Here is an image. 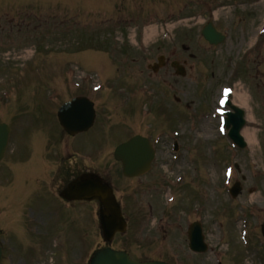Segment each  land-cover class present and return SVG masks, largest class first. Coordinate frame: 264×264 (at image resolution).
<instances>
[{
  "label": "rangeland",
  "instance_id": "obj_1",
  "mask_svg": "<svg viewBox=\"0 0 264 264\" xmlns=\"http://www.w3.org/2000/svg\"><path fill=\"white\" fill-rule=\"evenodd\" d=\"M47 1L50 3H48ZM181 1L186 2L189 0ZM110 2L111 5L107 8H104L108 5L105 0H38L30 2L32 4H28L20 0H15L16 7L14 4H6L4 8L0 7V26L6 27L3 34L4 39L0 41V68H2V72H0V74L2 73L3 77L8 76L12 79L14 78L16 81L15 88L19 89L23 93H26L27 95H31L32 92L35 91H40V93H42V91L44 90L43 87H45V85L40 87L36 85L37 79L42 82L41 76L35 78L32 75L39 74V71H53V65L57 66V63L59 62L64 63L67 62V60H70V51L69 49H66V46H68L69 44L65 43L67 35L63 32V30L67 27L70 28L71 31L76 32L74 33L75 35H77L76 40L81 44L86 41L85 37L97 36L98 38L104 40V43H100V45H105L108 44L105 43L108 36L112 35L111 40H116V38L118 37L117 42H120L118 40L120 38L123 39L127 45L131 46L130 49H127L123 55L120 54L118 50L114 52V56H116L117 58L122 57V59L127 62L125 65L126 70L121 74L125 76V81L126 83H128L129 90L137 86L140 87V85L141 87H143L145 84L150 83L149 81L147 83L145 78H147L149 75H152L149 66L157 62L159 56L166 55L168 57H171L172 60L177 57H179L180 59L185 58L181 54L182 49L178 39H176V44L166 42L164 47L159 46L158 43H152L149 44L147 48H144L143 46H141L140 48H136L130 45L127 39L129 33L131 32L130 29L134 28V26H130L128 28H112V26L115 25L117 19H131L132 17L138 16L141 12V8L145 9L146 14H154L156 12V9L149 8L145 0H110ZM25 4L28 5L22 8H18V6H22ZM117 5H120L122 9L119 10L117 8ZM12 7H15V9ZM263 7L264 5L262 4L253 5V9L256 10L255 13L259 19L261 17H264ZM102 8L104 9L101 10ZM11 9L15 10L11 13L13 14V17H15V21H11L8 23L9 18L7 17V15L10 14ZM33 10L35 11V13H32ZM234 13V8L230 6L220 15L219 18L221 20V23H223V19L226 17L229 20ZM90 18L93 20L92 22ZM101 20H111V25L106 24L105 27H108L106 30L94 32V26H96L97 23ZM261 24L262 21L260 25ZM60 26H63V30L58 29ZM52 29L55 32L50 37ZM109 30L112 31L109 32ZM61 32V37L63 38L62 45H60L59 42H56L55 40V37L60 35ZM40 36L41 38H39ZM22 42L26 47H30L33 44L36 45V48L32 47L31 49H28L29 51L34 53L33 55H35L37 52V54H41V47L39 46H41L43 42L47 47L52 46L53 53L49 55H53L55 59L53 57L52 60L51 56L47 58V61L51 66H44L45 59L40 58V55H37L33 60L29 62L24 70L20 69V72H17V69L15 68V71L12 70L13 72H9L8 67L10 64L3 62L1 60V57L4 53L11 50H13V56L16 57L17 55H15V53L22 52L21 50L23 48L21 49L22 46H19V43ZM93 44L97 46L96 48H98V50L99 48H105L103 46H100L97 42H93ZM96 48L90 49L97 50ZM35 49H37L38 51H36ZM85 50L77 49L75 53H72V55H76L79 58V60L77 61L80 62V53ZM191 51L197 52V58L195 60L186 58L188 69H190L186 78L175 77L174 72L170 68L162 70L159 72V75L152 77L153 83L155 84V86L153 87L157 89L158 93V96L156 95V99H160V101L157 103L159 118L157 119V122L156 120H153L155 122V137L156 134L159 135L161 133L162 126L168 125V123L165 122H170L169 120L173 116V113L171 111H168L167 109L170 110L172 106H174V109H177L176 105L171 104L172 96L174 94L182 98L183 101L180 104V110L176 111V118L171 123V127L180 128L187 125V123L189 122L190 114L188 110L185 109L184 105L194 98V95L196 93L192 90V88L196 86V82H201L202 80H204V78L206 77L205 73H207L208 70L207 68H205L204 63L200 60V57H198L199 52L197 51V49L192 48ZM65 52H67L66 55L64 54ZM106 52L108 54L106 59L111 62V60H113L114 58L110 54L109 50H107ZM88 54L91 60L86 64L82 62V69L89 71L100 67L99 63L101 62L99 60L103 59V56L100 53H95L96 56L92 58V53ZM214 57L217 60L216 64L222 63L223 58L229 60V57H227L226 54H224L223 57L218 54ZM133 58H137L138 60L131 61ZM262 58H264V55ZM95 63L97 66L93 68V64ZM102 66L107 65L102 63ZM108 67L109 70H106L107 73H116L115 68L110 66ZM230 69L231 68H229L228 72L226 74L224 73L223 76H228L230 80H235V74H233L234 72L230 71ZM260 69L264 72V65H261ZM220 71L221 69L216 70V77L221 76ZM94 74L100 80L105 79V77L98 72ZM115 77L116 76H113L112 79H114ZM119 80L120 79L115 80L116 89H118L119 87ZM212 81H210L209 83L207 82L205 85L198 86L200 87V90L198 91L199 93L195 98L196 108L194 109L192 116H204L211 108V105L213 104V92H215V88L213 86H215L216 82ZM262 81H264V76ZM70 83L73 84L74 82L70 81ZM251 95L253 98L257 96V92L255 89L251 90ZM126 98L130 99L131 97ZM15 99L17 98L15 97ZM149 99L151 98L147 97L145 100H141V104L144 103L142 101H147ZM259 104L260 103L255 104L251 102L252 108L254 106L256 108ZM126 106L127 105L123 104L120 100L116 102L103 103V105L101 106L100 121L104 124H115V122H118L120 124L119 126H122L120 130L123 132L127 130L130 123H134L138 120V122L140 123H145V127L141 130L151 133V129L148 123V121L151 122V120L147 119L146 115H144L143 112H140L139 114L133 116L131 115V112L123 111ZM1 109L3 111L7 110L5 103H3ZM135 109V105H133V110ZM261 110L264 111V108L261 107ZM162 111H164V113H167L165 118L161 116ZM159 119L163 120L164 124H157L159 122ZM258 120V123L260 122L261 124H264V119L260 117L258 118ZM113 128H115V125ZM257 131L258 136L261 135L258 138L257 144L254 145V147L249 146V148H247L246 150L240 151L233 148L232 150H230L224 140H222L221 143L217 144L209 142L214 141L215 139L220 137L216 128H213L212 130L200 129V136H198L197 132L195 133L191 126L186 129L188 135L195 139L193 145L195 149H189L188 153L186 151L184 153L181 152L179 154V158H176L177 161H183L184 163H186L184 166L186 170L189 167L188 156H193L194 165L197 171H199L205 169L209 165L220 167V160L222 159V169L213 171V174L211 176L213 185H216L217 181L223 177L224 164H228L224 160L227 159L228 156H235L230 164L239 165L236 178L240 179L239 181L243 180L241 181L243 187L241 196L234 202L230 200L227 194L225 198H223L217 191L211 190L205 195L206 198L204 200L207 203L208 209L204 213H199L203 211V203H200V199L191 200L189 202V209L185 214H181V216L183 217H181L180 219H178V216L181 212H177V210H174L172 205L166 206V204L164 203L160 211H164L165 213H167V216H164L165 223H162L163 233L160 237L163 239H160L161 242L156 244L154 242V239L150 236L147 238V240H145L147 243H141L140 239L142 235L140 233V230L132 226V232L128 235V238H126V240L129 241L121 242V240H119L116 245L120 248L129 250L135 258H141L144 256H151L152 258L162 257L171 261L172 263H176V260H181L183 258V255H185L182 252V250H184V247H181V245L185 244L184 231L182 230L185 229L188 224L195 219H201L207 226L212 245L218 246L220 249L224 248V253L227 250L225 244V236L226 231H228V242L230 243L229 249L231 251L228 255H226L227 258L224 259L227 261V264H240L237 261L246 258L251 259L252 261H256L257 259H259L261 261V264H264V257L258 255L259 252V254L261 253V255L264 256V240L262 239L259 230V225L264 222V126L263 128L259 127ZM207 136L213 137V140L207 141ZM17 138H21L19 132H17ZM170 141L171 138H168L167 142L170 143ZM189 145L190 144H186V148L189 147ZM227 149L230 150V153H224ZM163 156H166V150H164ZM108 157L109 156H107V158ZM170 158H172V156H166L163 159L170 160ZM191 161L193 162V159H191ZM166 174L168 175V173ZM190 176L191 171L187 170L183 183L178 186L170 185L169 190L173 193H176L178 190H183L187 186ZM123 186H128L127 194L128 200L130 202V209L128 211L132 216L146 217L145 214L150 216L149 202L153 196L155 200H157V195L162 196L164 200L168 199L166 193L164 192L162 194L159 192L158 194H156L154 193V191H152L148 192L146 195L145 193L142 194L141 186L138 183H125L123 184ZM142 189L144 190V188ZM191 197H195L194 194H192ZM245 219L248 220V225L244 224V229L246 227V229L249 231H251V229L254 230L253 237L250 240L249 246L247 248L248 251H244L237 232L242 227V222ZM176 220L177 223L174 225L173 222H175ZM166 222H170V224L168 225L166 224ZM84 233V237L89 238L90 228L85 229ZM91 237L92 238L90 239V241L95 243V247L96 238L93 233ZM217 238L220 239L221 243L224 245L219 244ZM256 239L259 240V243ZM87 242L88 240L84 243L85 247ZM9 243L13 244L12 242ZM177 244L180 245V249L177 247ZM257 245H259V247ZM11 247L12 245H10L9 247L10 252L12 253ZM209 257L214 258L210 254L206 257H203L202 259H208ZM14 259L15 256L13 258L7 257L6 264H12Z\"/></svg>",
  "mask_w": 264,
  "mask_h": 264
},
{
  "label": "bare ground",
  "instance_id": "obj_2",
  "mask_svg": "<svg viewBox=\"0 0 264 264\" xmlns=\"http://www.w3.org/2000/svg\"><path fill=\"white\" fill-rule=\"evenodd\" d=\"M154 30L155 29H152L151 31L153 32ZM236 100L242 105H248L247 95L237 94ZM243 136L250 145L257 144V132L254 129L246 128L243 131Z\"/></svg>",
  "mask_w": 264,
  "mask_h": 264
},
{
  "label": "water",
  "instance_id": "obj_3",
  "mask_svg": "<svg viewBox=\"0 0 264 264\" xmlns=\"http://www.w3.org/2000/svg\"><path fill=\"white\" fill-rule=\"evenodd\" d=\"M126 264H131L129 261H126Z\"/></svg>",
  "mask_w": 264,
  "mask_h": 264
}]
</instances>
